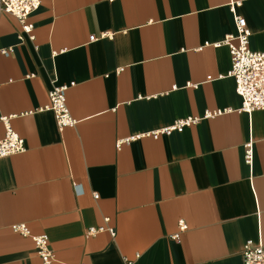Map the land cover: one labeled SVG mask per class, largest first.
<instances>
[{
	"label": "crops",
	"instance_id": "1",
	"mask_svg": "<svg viewBox=\"0 0 264 264\" xmlns=\"http://www.w3.org/2000/svg\"><path fill=\"white\" fill-rule=\"evenodd\" d=\"M235 15L264 52V0H41L23 40L0 7V117L27 147L0 158V264H46L16 223L49 236L50 264H244L264 244V110L241 111L229 75ZM54 79L75 83L63 130L41 110Z\"/></svg>",
	"mask_w": 264,
	"mask_h": 264
},
{
	"label": "built area",
	"instance_id": "2",
	"mask_svg": "<svg viewBox=\"0 0 264 264\" xmlns=\"http://www.w3.org/2000/svg\"><path fill=\"white\" fill-rule=\"evenodd\" d=\"M239 3L231 5L233 11ZM41 6V0H0V7L3 11L16 16L22 23V32L20 39H24L25 34H30L33 30V24L27 23L29 16L37 11ZM236 33L229 34L225 37L223 44L227 45L231 52V70L229 75L235 79L236 91L242 97L243 112H253L256 110H264V52L254 51L250 46L252 31L249 28L247 19L242 15H235ZM109 36L103 33L98 36H91V41L98 40ZM34 39L33 35H29ZM12 49H4L2 52L6 55L10 54ZM71 84H60L58 79L52 81V87L49 90L50 104L41 110H51L56 118L59 129L75 126L79 121L73 117L67 105V91ZM221 111H207L205 118L213 117L220 114ZM5 123L6 133L4 137H0V158L8 157L27 150L25 139L13 129L10 124V117H0ZM200 121V118H187L176 121L173 125L165 127L160 131L149 133L155 138L162 134H171L174 131H183L187 126ZM133 137L127 140L130 143ZM123 140L118 142L120 147ZM245 161L247 164L253 162V143L248 142L245 145ZM79 186L78 184L76 185ZM81 192V191H80ZM95 198H99V193H94ZM108 220V219H107ZM15 232L24 236L31 237L35 242L37 253L40 255L44 263L50 264L56 260L54 251L50 247L49 236L47 234L34 235L25 223H16L12 225ZM188 228L184 220L179 221V231L173 235L176 240L180 239L181 233ZM109 230L113 236L116 231L114 228L90 227L86 231V235L93 236L101 231ZM135 261L125 258L124 264H134ZM244 264H264V244H256L252 240H248L243 248ZM86 264V263H81Z\"/></svg>",
	"mask_w": 264,
	"mask_h": 264
}]
</instances>
